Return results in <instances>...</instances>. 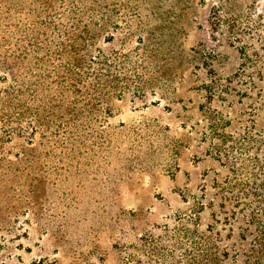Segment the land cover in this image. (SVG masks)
I'll return each mask as SVG.
<instances>
[{"label":"rangeland","instance_id":"374dc122","mask_svg":"<svg viewBox=\"0 0 264 264\" xmlns=\"http://www.w3.org/2000/svg\"><path fill=\"white\" fill-rule=\"evenodd\" d=\"M207 72L212 104L183 112ZM193 120L217 140L206 194L178 174ZM18 244L33 264H264V0H0V257Z\"/></svg>","mask_w":264,"mask_h":264},{"label":"crops","instance_id":"0c3cea01","mask_svg":"<svg viewBox=\"0 0 264 264\" xmlns=\"http://www.w3.org/2000/svg\"><path fill=\"white\" fill-rule=\"evenodd\" d=\"M192 79L193 82L190 83L192 87L181 91L183 94L181 99L185 100L180 101L186 106V110L182 109V111L187 114L206 113V106L211 105L213 102L212 86H210L212 84L211 76L207 72L206 76H194ZM198 121H202V123L195 122L194 120L188 121L190 131L187 130L184 134L183 144L180 148V160L186 165V168H181L178 174L181 177H195L197 183H203V187L205 188L204 194H206L207 177L216 172V159L212 153V146L213 143L216 144L217 140L214 139L212 129L209 128L206 121ZM204 198H206L205 195ZM204 205L205 210L206 200L204 201ZM204 221L200 217V227L204 224ZM17 246L18 248H14L17 255L16 258L14 255L11 257L12 260L8 258V261H6L0 257V264H33V262L24 259V255L28 253V249H32V246H29V248L26 245L19 246L18 244Z\"/></svg>","mask_w":264,"mask_h":264}]
</instances>
